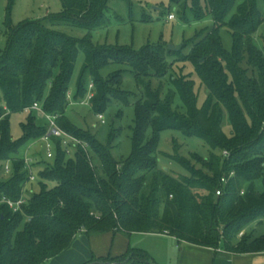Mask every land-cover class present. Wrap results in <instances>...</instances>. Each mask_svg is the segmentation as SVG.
<instances>
[{
  "label": "trees",
  "instance_id": "16d2710c",
  "mask_svg": "<svg viewBox=\"0 0 264 264\" xmlns=\"http://www.w3.org/2000/svg\"><path fill=\"white\" fill-rule=\"evenodd\" d=\"M61 1L63 12L50 23L86 29L85 39L54 32L43 21L15 27L11 18L15 0H7V46L0 51V201L17 202L22 197L27 201L17 213L0 204V264H47L75 239L107 233L167 235L180 244L234 255L264 253V234L246 232L264 222V15L258 0H170L186 24L207 17L214 21L211 30L197 34L180 52L162 46L140 51L96 46L91 32L107 24L110 0ZM223 27L231 32L230 52L223 46ZM260 30L262 49L255 39ZM187 47L189 54L183 55ZM81 52L85 62L75 101L92 92L90 105L99 116L111 98L129 105L125 94L114 88L121 86L122 75L106 79L101 75L108 65L129 66L144 90L145 99L135 104L133 150L128 158L117 160L111 154L115 135L103 144L65 116ZM169 57L194 66L209 92L201 107L195 81L170 75L174 60L169 62ZM167 77L174 89L162 97ZM154 79L160 80L157 88ZM177 95L183 113L175 107ZM34 104L86 143L88 151L81 146L66 148L53 137V158L45 161L37 156L35 162L28 151L23 154L27 145L42 141L49 123L39 126L35 111H30L22 137L14 140L10 118ZM226 114L231 136L223 130ZM168 129L199 138L211 149L206 160L188 159L178 154L176 146L177 154L170 158L187 171L188 178H176L159 168V136ZM27 159L32 160L30 167ZM6 166H10L7 174ZM36 166L39 191L33 192L27 187ZM224 176L229 179L226 185L221 183ZM218 190L223 191L221 196ZM87 264L157 263L148 252L130 247L123 255L94 258Z\"/></svg>",
  "mask_w": 264,
  "mask_h": 264
},
{
  "label": "rangeland",
  "instance_id": "374dc122",
  "mask_svg": "<svg viewBox=\"0 0 264 264\" xmlns=\"http://www.w3.org/2000/svg\"><path fill=\"white\" fill-rule=\"evenodd\" d=\"M7 0H0V51H4L7 46L5 36V19L7 12ZM107 11V24L91 32V40L94 45L115 46L124 49L140 51L145 46H168L182 47L185 43H191L196 39L197 34L211 30L214 21L207 17L200 22L184 23L179 14L178 8L171 4L170 0H110ZM258 9L264 15V0H258ZM63 4L61 0H15L11 12L12 23L18 27L26 22L43 21L47 28L52 31L66 35L68 37L82 40L89 36V31L69 25L52 26L50 19L61 15ZM174 14L175 20H169V15ZM261 30L256 35V44L262 49L263 43L259 36ZM223 46L227 51L232 50V37L230 29L223 27L220 31ZM190 47L184 48L183 55H188ZM174 59L169 57L168 61ZM85 62V55L81 52L78 57L75 72L70 83V93L72 99L66 109L67 119L82 131L95 136L100 142L106 144L115 135L112 142V155L120 160L128 158L133 150V129L135 127V104L145 99L144 90L141 89L136 80L132 69L127 65L110 64L101 71L103 78L120 73L122 84L115 89L122 91L129 102L125 104L119 100L111 98L107 110L103 113L104 122L99 115L93 112L90 101L83 99L75 101L76 83L81 69ZM170 75L187 76L188 79L195 81V91L198 95V106L201 107L206 101L209 92L201 85V81L196 76L195 68L191 62L173 61ZM162 97L170 90L174 89L169 82V77L163 80ZM160 80H153V87L157 88ZM175 107L183 113L185 107L177 95ZM30 111H23L12 114L10 118L11 135L14 140L22 137V124L27 122ZM37 124H46L44 116L35 112ZM223 130L227 136H231V126L228 115H225ZM181 157L191 159L198 156L203 160L209 158L211 149L206 143L196 137H185L180 131L168 129L160 133L158 145V165L163 171L176 178H188L187 171L171 160L170 157L177 154ZM33 161L39 158L47 161L45 142H33L22 149L25 154ZM39 157L38 159L36 157ZM201 168V166H197ZM35 182L28 185V190L39 191V167L33 169ZM249 234L260 236L264 234V222L255 223L246 230ZM243 233L239 236L242 237ZM128 242L133 249H140L148 252L157 264H177L180 255L181 244L172 237H162L160 235L134 233L128 236Z\"/></svg>",
  "mask_w": 264,
  "mask_h": 264
},
{
  "label": "crops",
  "instance_id": "0c3cea01",
  "mask_svg": "<svg viewBox=\"0 0 264 264\" xmlns=\"http://www.w3.org/2000/svg\"><path fill=\"white\" fill-rule=\"evenodd\" d=\"M130 246L128 237L119 233L81 236L74 240L67 251L47 264H87L94 258L123 255ZM177 264H264V253L234 255L181 243Z\"/></svg>",
  "mask_w": 264,
  "mask_h": 264
},
{
  "label": "built area",
  "instance_id": "2783aa9c",
  "mask_svg": "<svg viewBox=\"0 0 264 264\" xmlns=\"http://www.w3.org/2000/svg\"><path fill=\"white\" fill-rule=\"evenodd\" d=\"M168 18H169V20H175V15L170 14ZM92 88H93V85H90V91ZM68 97H69V99H71V94H69ZM92 98H93V93L89 92L87 99L90 101ZM27 111H35V112L41 113L49 123L48 133L42 139V142H45L47 157L49 159L53 158L52 144L50 142V139L53 137L61 139L63 142V146L66 148H71V147L76 148L77 146H81L86 151H88V145L86 143H83V142L77 140L76 138H74L73 136H71L67 132H65L63 129H61L56 123L57 118L53 117V116L46 115L43 112V110L39 104H34L33 107H31L30 109H27L26 112ZM99 118L102 119L103 123H105L102 115H100ZM68 152H70V151L68 150ZM224 155L228 156V153L226 152V153H224ZM26 164L28 167H30V165L32 164V160L27 159ZM4 172L6 174L9 173L10 172V166H6ZM233 175L234 174H232L230 177H233ZM228 181H229V179L225 176L221 179V183L223 185H226L228 183ZM33 182H35V178H34L33 172H30L29 184L33 183ZM25 192H26V190H25ZM216 194H217V196H221L223 194V191L218 190L216 192ZM26 201L27 200L25 197H22L17 202H13L9 199L3 198L0 201V204H6L14 213H17V212L21 211L22 206H24L26 204Z\"/></svg>",
  "mask_w": 264,
  "mask_h": 264
},
{
  "label": "water",
  "instance_id": "95a60500",
  "mask_svg": "<svg viewBox=\"0 0 264 264\" xmlns=\"http://www.w3.org/2000/svg\"><path fill=\"white\" fill-rule=\"evenodd\" d=\"M168 51L170 52H180L182 50V47H174V46H168Z\"/></svg>",
  "mask_w": 264,
  "mask_h": 264
}]
</instances>
